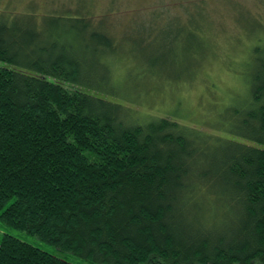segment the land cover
Segmentation results:
<instances>
[{"label":"trees","instance_id":"obj_1","mask_svg":"<svg viewBox=\"0 0 264 264\" xmlns=\"http://www.w3.org/2000/svg\"><path fill=\"white\" fill-rule=\"evenodd\" d=\"M91 20L0 23L1 224L96 263L264 264V43L245 60L247 94L204 129L141 115L154 73L114 79L106 63L120 66L123 50ZM198 39L181 71L208 63ZM142 47L140 67L175 69L172 50ZM0 264L72 263L3 234Z\"/></svg>","mask_w":264,"mask_h":264},{"label":"rangeland","instance_id":"obj_2","mask_svg":"<svg viewBox=\"0 0 264 264\" xmlns=\"http://www.w3.org/2000/svg\"><path fill=\"white\" fill-rule=\"evenodd\" d=\"M77 19H93L97 22L94 24L111 25L110 30L115 33L112 38L118 39L124 54L115 69L106 63L114 79L122 82L125 76L132 85L141 72L154 73L146 74L144 81L138 80L153 83L141 92L139 102L134 103L141 115L166 116L175 112L180 119L204 129L210 128V118L204 123L201 118L209 117L214 109L219 110L247 94L245 60L255 43H264V0H0V23L8 26L28 24L42 32L47 25L57 23L66 28ZM189 25H195L196 30L179 31L178 39L169 48V42L160 43L170 30L176 33L179 27L186 29ZM168 26L170 28L166 29ZM200 37L204 39L201 49L207 51L208 63L199 69L191 66L188 72L181 71L184 50L198 43ZM137 45L143 46L148 56L165 52L166 59L172 56V50L175 69L140 67L136 57L141 48ZM87 56L91 61V55L87 53ZM189 74L192 76L188 77ZM110 79L114 80L112 76ZM3 234L72 264H104L60 251L36 236L0 222V238Z\"/></svg>","mask_w":264,"mask_h":264}]
</instances>
